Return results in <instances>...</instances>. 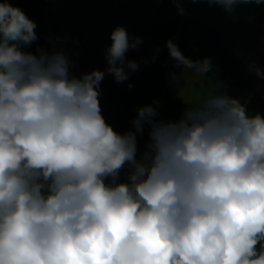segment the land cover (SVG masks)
Here are the masks:
<instances>
[{
  "label": "clouds",
  "instance_id": "clouds-1",
  "mask_svg": "<svg viewBox=\"0 0 264 264\" xmlns=\"http://www.w3.org/2000/svg\"><path fill=\"white\" fill-rule=\"evenodd\" d=\"M170 2L186 14V0ZM205 2L231 12L264 0ZM36 27L0 2V264H264V115L217 82L179 119L154 101L119 133L101 83L138 71L126 53L142 39L115 27L106 69L77 76L62 49L25 50ZM166 47L175 67L208 77L210 58Z\"/></svg>",
  "mask_w": 264,
  "mask_h": 264
},
{
  "label": "crops",
  "instance_id": "crops-1",
  "mask_svg": "<svg viewBox=\"0 0 264 264\" xmlns=\"http://www.w3.org/2000/svg\"><path fill=\"white\" fill-rule=\"evenodd\" d=\"M27 1L9 0L26 15ZM182 7L184 15L178 14L170 0H50L37 17L30 18L37 25L38 39L25 50L62 49L73 63L71 72L79 76L106 69L105 50L115 27L140 37L139 48L126 53L127 59L138 62V71L123 83L110 75L101 83L102 115L119 133L132 130L130 121L138 108L154 101L159 102L160 118L179 119L188 104L217 82L229 96L246 104L250 114L264 115V79L251 67L254 62L264 71V3L237 4L231 12L205 0H186ZM168 40L193 61L210 58L208 77L175 67L166 47ZM182 71L179 85L170 83L171 74ZM147 132L146 128L143 137H138L141 151Z\"/></svg>",
  "mask_w": 264,
  "mask_h": 264
},
{
  "label": "trees",
  "instance_id": "trees-1",
  "mask_svg": "<svg viewBox=\"0 0 264 264\" xmlns=\"http://www.w3.org/2000/svg\"><path fill=\"white\" fill-rule=\"evenodd\" d=\"M50 0H28L26 2V9L28 11L27 16L29 18L37 17L40 9Z\"/></svg>",
  "mask_w": 264,
  "mask_h": 264
},
{
  "label": "rangeland",
  "instance_id": "rangeland-1",
  "mask_svg": "<svg viewBox=\"0 0 264 264\" xmlns=\"http://www.w3.org/2000/svg\"><path fill=\"white\" fill-rule=\"evenodd\" d=\"M20 5V4H19Z\"/></svg>",
  "mask_w": 264,
  "mask_h": 264
}]
</instances>
